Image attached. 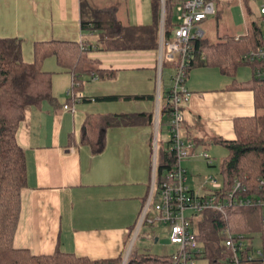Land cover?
<instances>
[{
	"label": "crops",
	"instance_id": "0c3cea01",
	"mask_svg": "<svg viewBox=\"0 0 264 264\" xmlns=\"http://www.w3.org/2000/svg\"><path fill=\"white\" fill-rule=\"evenodd\" d=\"M154 1L0 0V37L21 42L24 62L33 61V47L39 42L86 44L92 49L86 58L93 62L91 74L79 76L80 90L75 91L79 99L74 102L67 99L71 73L62 70L54 58L42 64L44 71L53 73L55 102L26 109L16 132L24 153L25 180L15 249L34 256L59 251L90 260L122 258L121 264L128 255L127 262L131 251L142 253L134 250L132 242L141 232L150 235L146 225L136 230L151 185L153 163L157 173L170 142L156 160L159 143L155 132L164 126L162 112L173 70L167 62L160 70L158 47L141 52L98 51L103 43L100 31L91 27L83 30L81 18L84 12L114 8L122 25L149 27L154 24ZM238 1L243 11L242 0ZM257 6L251 5L255 13ZM165 65L171 69L169 85L162 81ZM250 78L242 69L232 78L213 67L195 68L187 75L181 133L193 150L181 166L187 178L192 174V182L200 180L196 166L203 159L201 154L211 158L212 164L202 161L208 168L217 165V158L222 159L220 169L226 157L220 148L226 155L227 150L216 141H235L234 122L255 115L253 93L234 88ZM65 105L74 112L65 111ZM90 118L93 122L101 118L113 122L106 128L104 148L97 154L80 140L81 129Z\"/></svg>",
	"mask_w": 264,
	"mask_h": 264
},
{
	"label": "trees",
	"instance_id": "16d2710c",
	"mask_svg": "<svg viewBox=\"0 0 264 264\" xmlns=\"http://www.w3.org/2000/svg\"><path fill=\"white\" fill-rule=\"evenodd\" d=\"M156 1L153 4L152 26H124L116 19L114 8H109L90 13L84 12L81 27L83 30L91 27L100 31L103 42L98 50L100 52L157 50L160 13L159 3ZM183 1L165 0V40L172 38V32L177 24L174 22L175 8ZM255 3L254 0H242L244 14L250 22L247 35L238 36L237 40L236 36L231 37L226 42L215 44H209L202 39L190 42L192 53L186 67V76L192 69L213 67L222 75L234 78L240 66L248 65L251 67L250 80L234 84V88L251 91L255 106L254 116L237 119L234 122L235 141H216L227 150V155L219 169L221 189L218 192L207 189L202 197L218 195L219 200H223L227 197L226 193L238 182L243 190L235 200L264 199V184H262L264 183V82L255 77L257 70L263 66L260 62L245 58L249 53L264 46L263 27L257 25L261 17L251 9V5ZM88 14L89 17L86 19L85 15ZM89 50L92 49L81 43L39 42L33 47V61L26 63L22 57L21 42L17 39L0 37V264H121L122 262V258L90 260L59 251L52 255L34 256L27 250H18L13 246L20 214V191L25 180L24 153L16 141V132L24 119L26 109L41 107L44 102L50 104L55 102L52 94L53 73L44 71L42 64L46 59L54 58L62 70L71 73L75 82V91H78L81 86L79 76L92 72L90 67L93 62L86 58ZM170 65L173 68L177 64L174 62ZM67 99L71 101L69 97ZM166 99L161 123L169 126L172 113L170 91ZM108 119L101 118L93 122L90 118L81 129V143L90 146L94 154L103 150L104 132L106 128L113 126V122ZM126 124L130 123L127 121ZM169 146L163 155V163L156 173L157 189L160 188L166 174L171 173L175 168L176 157ZM223 212L222 214L207 210L202 214L197 229L202 259L208 260L210 264H231V253L224 245L227 231L235 240L242 239L243 250L238 252L241 261L253 254L252 237L254 236L260 238L261 251L264 250V208L245 207L234 203L227 204ZM169 258L170 256H151L131 251L125 264H168ZM260 260L255 256L250 264H259Z\"/></svg>",
	"mask_w": 264,
	"mask_h": 264
},
{
	"label": "built area",
	"instance_id": "2783aa9c",
	"mask_svg": "<svg viewBox=\"0 0 264 264\" xmlns=\"http://www.w3.org/2000/svg\"><path fill=\"white\" fill-rule=\"evenodd\" d=\"M157 1L160 6L158 40L159 68L161 70L162 65L166 62L172 65L174 62L177 64L172 68V87L170 89L172 113L169 122V130L171 133L169 148L175 154L176 164L174 170L166 174L160 188L157 189L156 167L155 163H153L151 185L136 231L144 223L148 226L160 225L165 227L168 232L170 244L177 247L175 252L170 255L168 264H196L202 255V248L199 246L197 240L198 233L194 229V219L197 216H201L199 221L201 222L202 214L205 211H215L223 214L225 206L234 203L245 207L258 206L264 208V199L251 200L244 198L235 200L237 195L243 190L238 182L226 193L227 197L223 200H219L218 195L200 197L191 191L187 185L188 178L181 164L192 155L193 145L181 133L184 103L188 96L185 88V80L187 77L186 67L192 53L190 42L203 38L204 33L199 29L198 25L208 17L215 15V0H184L179 4L175 8L178 13V22L172 32V38L170 40H165L164 38L165 0ZM254 1L260 3L256 7V13L261 17L263 27L262 39L264 42V0ZM238 38L236 37V40ZM164 51L166 52L165 54H163ZM245 58L262 64L263 67L257 70L255 77L264 82V46L255 52L249 53ZM74 87L75 82L72 78L71 87L67 91V96L71 102L79 99V95L75 92ZM63 108L65 111L74 112V108L68 105H65ZM201 157L208 164H212L211 158L207 153H202ZM207 181L210 185V190L220 191V178L210 176ZM189 211L191 213H187ZM135 236H137V232ZM146 238L154 240L152 235H146ZM224 245L231 253V264H250L255 256L261 259L259 264H264V250H260L256 254L253 253L246 260L241 261L238 252L243 250L242 239L238 238L235 240L229 231L226 232ZM125 260L123 264L126 263Z\"/></svg>",
	"mask_w": 264,
	"mask_h": 264
},
{
	"label": "rangeland",
	"instance_id": "374dc122",
	"mask_svg": "<svg viewBox=\"0 0 264 264\" xmlns=\"http://www.w3.org/2000/svg\"><path fill=\"white\" fill-rule=\"evenodd\" d=\"M215 9L216 13L213 16L208 17L206 20L201 22L198 27L201 31H203L204 36L202 40L209 44L215 43H223L226 42L228 38L235 37L238 34L247 35L249 33L250 22L248 18L243 14L241 5L238 0H215ZM260 4V3H258ZM178 13L174 17V22L177 21ZM260 28H262L261 21L257 23ZM239 69L244 71H248L249 76H251V67L248 65H242ZM171 69L169 66L165 65L162 71V81L164 85L170 84V76ZM173 74V72H172ZM171 138L170 130L167 126H160L158 133L155 132V139L158 140V154L156 153V160H158L159 152L162 148L166 146L167 141ZM213 148V147H211ZM210 148V149H211ZM218 148V147H216ZM209 147H206V150ZM226 156V151L222 148ZM209 151V150H208ZM225 158V157H224ZM223 158V159H224ZM201 160V159H200ZM222 159L217 158V165L214 168H208L202 161L197 163L196 169L200 170L201 173L198 182H192V174L188 173L189 181L187 185L195 190V192H199L200 196L204 194V190L210 189V185L208 184V177H218L219 178V164ZM194 178V177H193ZM200 181V182H199ZM202 188V189H201ZM191 213V211L187 212ZM201 216H197L194 219V229L197 231L199 228V221ZM199 222V223H198ZM149 234L154 233L157 242L153 240H149L146 238V235L143 232L140 233L139 237L135 239L133 242L134 250L138 252L146 253L151 256H170L172 255L177 247L172 246L169 242L168 232L161 226H155L153 228H147ZM142 231H145L142 229ZM147 232V233H148ZM252 236V235H249ZM201 246V245H200ZM262 249V242L258 236L252 237V252L256 254L258 251ZM196 264H210L206 259L197 260ZM228 264V263H227Z\"/></svg>",
	"mask_w": 264,
	"mask_h": 264
}]
</instances>
